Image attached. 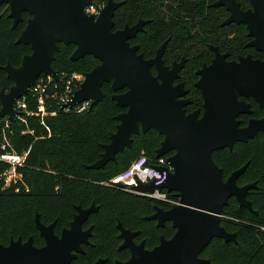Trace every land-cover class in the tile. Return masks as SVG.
<instances>
[{"label":"water","instance_id":"1","mask_svg":"<svg viewBox=\"0 0 264 264\" xmlns=\"http://www.w3.org/2000/svg\"><path fill=\"white\" fill-rule=\"evenodd\" d=\"M92 1L0 0V12L3 4L10 7L13 28L23 20L24 12L30 14L16 42L31 47V53L25 54L18 66L11 63L3 66L13 84L8 90L0 91V118L7 116L15 120L16 100L28 94L41 75L58 78L52 62L60 43L76 46L70 56L73 61L88 54L94 56L100 62L84 73L83 82L67 106L91 100L90 108H93L105 95L103 84L110 82L114 90L112 99L126 110L115 116L118 120L116 130L111 133L110 141L102 144L100 158L87 166L104 167L116 160L117 153L132 147L134 134L155 128L164 136L155 151L156 157L173 151L168 157L173 170L161 186H155L152 181L140 182L135 190L166 189L179 197V203L170 209L156 206L155 213L146 216L148 220H157L159 227L170 221L176 229L170 238L162 235L159 244L151 249L146 247L144 240L135 241L139 231L125 228L118 222L123 239L119 249L128 248L131 256L116 264H216L201 254L215 237L237 242L236 232L228 231L221 224L229 199L235 197L241 207L258 213L248 199V192L256 188L257 183H237L248 163L225 179L223 169L212 155L219 149H233L238 142H248L259 132L264 135V118H251L246 126H241L242 121L238 119L240 114L251 113V105L239 96L253 97L264 107V58L247 55L229 61L226 59L228 53H221L218 47L210 45L215 58L198 71L201 78L195 84L204 98L203 114L200 116V110L187 113L185 106L191 101L182 97L188 90L184 83L174 85L185 58L181 63L174 62L173 68L166 66L163 53L168 41L160 46L154 58H145L138 52L137 44L131 45L130 39L143 31L149 21L139 19L133 25L114 30L116 10L124 1L107 0L97 16L84 10ZM249 1L252 8L248 10L242 9L237 0H218L214 6H225L231 13L222 25L246 24L248 35L252 37L247 46L264 52V0ZM152 66L157 69L156 75ZM76 209L70 227L64 228L61 236L54 232L56 222L43 223L37 212L35 226L45 245L35 246L32 237L25 243L21 237L12 239L8 246L0 245V264L71 262L75 253L84 251L82 243H89L92 228L83 230L82 224L97 207L93 203L87 208L77 205ZM105 261L99 259L94 264Z\"/></svg>","mask_w":264,"mask_h":264},{"label":"trees","instance_id":"2","mask_svg":"<svg viewBox=\"0 0 264 264\" xmlns=\"http://www.w3.org/2000/svg\"><path fill=\"white\" fill-rule=\"evenodd\" d=\"M118 1L125 3L116 11V27H121L123 23L133 24L140 17L149 19L146 29L139 36L150 31L154 41L162 42L170 38L166 59H176L186 54L193 64L200 66L211 59L209 44L229 50L235 57L246 51H253L255 55L259 53L244 48L248 40L244 25L221 26L228 12L224 7L208 6L212 0ZM239 1L245 6V0ZM29 16L28 12H24L23 20L13 28L9 5L1 6L0 91L8 90L13 84L3 66L7 63L18 66L23 56L31 53L29 44L16 42ZM232 27L238 29L234 40L229 38ZM74 50V44H59L52 62L58 73H85L100 62L90 54L73 61L70 56ZM140 52L146 58L150 57L142 45ZM102 89L105 95L93 108L83 112L60 111L56 116L46 117L52 132L50 136L36 119H31L28 126L18 121L13 123L16 148L22 150L31 147L27 166L23 168L29 191L2 189L0 183V243L20 236L24 239L33 237L35 244L42 245L44 239L35 226L37 212L45 224L56 221L57 230L60 231L69 226L77 205L89 207L93 202L99 207L89 220L94 224V244L86 247L82 261H93L106 255L110 258L116 255L121 260L130 257L128 249L118 250L121 241L118 221L126 228L140 231L139 238L144 239L146 247L150 249L159 244L161 235L170 238L175 233L176 229L170 222L165 227H157L154 220L145 218L154 211V202H162L103 183L126 169L141 153L151 160L156 159L155 151L164 136L155 128L134 134L132 147L117 153L116 160L109 161L104 167L92 169L87 166L100 158L102 144L109 142L114 132L110 129L116 130L118 120L115 116L126 110L112 99L114 90L111 83L105 82ZM194 91L197 99L195 106L201 105V93L198 89ZM252 107L253 116H264V109L257 103L253 102ZM2 120L0 118V122ZM27 127L34 129L35 135L22 134ZM213 157L223 168L224 177L248 163L239 177V183L257 182V187L249 191L248 197L258 213L241 207L236 198L231 197L224 207L221 224L228 231L236 232L237 242H225L215 237L201 255L216 264H264V136L258 134L248 142H238L233 149H219L213 153ZM176 198L179 200L177 195Z\"/></svg>","mask_w":264,"mask_h":264},{"label":"built area","instance_id":"3","mask_svg":"<svg viewBox=\"0 0 264 264\" xmlns=\"http://www.w3.org/2000/svg\"><path fill=\"white\" fill-rule=\"evenodd\" d=\"M103 6L102 0H93L84 10L87 14L97 16ZM84 78L83 72H74L71 75L58 73L57 79L51 75H41L35 84L29 88L28 94L16 100L14 104L17 111L15 120L6 116L0 122V183L2 189L14 188L15 191H29V186L24 181L23 168L27 166L26 161L31 147L22 150L16 148L13 123L18 121L20 124L24 123L28 126L31 119H36L50 136L52 132L46 122V117L56 116L60 111L83 112L90 109L91 100H85L74 107L67 106ZM27 133L35 135V130L29 127L22 130V134ZM39 137L44 136L37 138ZM158 166L162 168H158ZM172 170L173 167L166 155L151 160L148 155L141 154L126 169L103 183L120 186L134 194L172 206L178 204L179 200L170 195L166 189L159 190L156 188L153 192L135 190V186L140 182L152 181L155 186H161Z\"/></svg>","mask_w":264,"mask_h":264},{"label":"flooded vegetation","instance_id":"4","mask_svg":"<svg viewBox=\"0 0 264 264\" xmlns=\"http://www.w3.org/2000/svg\"><path fill=\"white\" fill-rule=\"evenodd\" d=\"M118 1V0H117ZM218 0H212L211 2H209L208 3V6H211V7H215V8H218V7H224L225 9H226V7L225 6H218V7H216V6H214V3H216ZM240 4H241V8L242 9H244V10H248V9H250V8H252V4H251V2L249 1V0H245L244 1V5L245 6H243L242 5V3L239 1V0H237ZM125 3V2H124ZM121 7V6H120ZM119 9V8H118ZM117 9V10H118ZM116 10V11H117ZM226 11L228 12V14H227V16L226 17H224L222 20V22H221V26H225V25H234V24H237V25H244L245 26V29H246V32H247V36H248V40L246 41V43L244 44V48H246V49H254V50H256L257 52H259L258 53V55H255L254 54V52L253 51H246V52H242V53H240V54H238L236 57L235 56H233L232 54H231V52L229 51V50H221L220 48H219V46H217V45H214V44H209L208 45V49L211 51V59L209 60V61H204L200 66H196L195 64H193L192 63V61L190 60V57L189 56H187L186 54H184V55H182V56H180L179 58H176V59H166V56H165V54H166V51H167V48H168V44H169V40H170V38H167V39H165L164 41H162V42H160V46L165 42V41H168V43H167V46H166V48H165V51H164V53H163V60H164V64L166 65V66H169L170 68H173V63L174 62H177V63H181V61L183 60V58H185V63H184V65H183V67L179 70V72H178V74H179V77L178 78H176L175 79V81H174V85H177V84H179V83H184V88L185 89H187L188 90V93H187V95H185L184 97H182V98H189L190 99V103L189 104H187L186 106H185V109H186V112L187 113H191V112H194V111H196V110H200V116H202V114H203V111H204V107H203V104H204V98H203V95H202V92H201V90L199 89V88H197L196 86H195V84H196V82L201 78V75H199L198 74V71L203 67V65L204 64H211V62H212V60L215 58V52L210 48V45H213V46H216V47H218L219 48V50L221 51V53H228V56H227V60H229V61H232V60H239V57L240 56H247V55H251L253 58H260V59H263L264 58V52L263 51H258L255 47H252V46H247V43L249 42V41H251L252 40V37H250L249 35H248V33H249V31H248V29H247V26H246V24H244V23H236V22H232V23H230V24H225V25H222V23L230 16V11H228L227 9H226ZM115 15H116V13H115ZM139 19H144V20H148L149 22H150V20L149 19H145V18H142V17H140V18H138V20ZM138 20L136 21V22H134L133 24H135V23H137L138 22ZM114 21H115V26H114V30H117V29H122V28H124L125 27V25H133V24H129V23H125V25L121 28V27H119V28H117L116 27V20H115V16H114ZM148 22V23H149ZM147 23V24H148ZM147 24H145V26H144V30L146 29V25ZM143 30V31H144ZM143 31H141V32H139L138 34H137V36L136 37H134V38H131L130 39V43H131V45H135V43L133 42L135 39H137L138 37H139V34L140 33H142ZM237 34H238V29L236 28V27H232V29H231V33H230V35H229V38L230 39H232V40H234L236 37H237ZM138 46H139V50H138V52L139 53H141L140 52V45L139 44H137ZM160 46L158 47V49L160 48ZM75 48H76V46H75ZM157 49V50H158ZM157 50H156V52H157ZM156 52H155V54H154V56L152 57V56H150L149 58H147V59H150V58H154L155 56H156ZM144 55V54H143ZM144 57H145V55H144ZM146 58V57H145ZM152 72L156 75L157 74V69H156V67L155 66H152ZM191 78H195V82H193V83H191L190 81H191ZM110 83V82H109ZM194 89H198L199 91H200V93H201V99H202V103H201V105H196L195 106V104H196V101H197V99H196V97H195V91H194ZM123 91H125V89L124 90H120L119 92H123ZM239 99H241V100H243V101H245V102H247V103H249L250 105H251V113L250 114H248V113H243V114H240L239 116H238V119L239 120H241L242 122H241V126H246L247 124H248V122H249V120L251 119V118H264V116H260V117H256V116H253L252 114H253V102H255V103H257L258 104V106L260 107V105H259V103L253 98V97H245V96H239ZM261 109H264V107H260ZM245 117H247V119L245 120ZM157 130V129H156ZM158 131V130H157ZM258 134H262L263 135V133L262 132H259ZM257 134V135H258ZM264 136V135H263ZM236 145V144H235ZM217 151V150H216ZM215 152V151H214ZM213 152V153H214ZM174 154V152L173 151H171V152H169L168 154H166V156H167V158L168 157H170L171 155H173ZM213 156V155H212ZM213 159H214V157H213ZM215 160V159H214ZM215 162H216V160H215ZM217 163V162H216ZM218 164V163H217ZM219 165V164H218ZM220 166V165H219ZM221 167V166H220ZM222 168V167H221ZM223 169V168H222ZM229 176V175H228ZM227 176V177H228ZM227 177H225V179L227 178ZM240 177V176H239ZM252 182H256V181H252ZM237 183L239 184V185H244V184H247V183H244V184H240L239 183V178H238V180H237ZM248 183H251V182H248ZM257 183V182H256ZM170 193V195H172V196H174V197H176V195H177V193L176 192H169ZM249 193V192H248ZM248 199H249V197H248ZM250 200V199H249ZM94 203V202H93ZM92 203V204H93ZM91 204V205H92ZM95 204V203H94ZM90 205V206H91ZM174 205H176V204H174ZM89 206V207H90ZM95 206L97 207V209L96 210H94V211H92L90 214H89V216H88V218H87V220H85L84 222H83V224H82V229L83 230H87V229H89V228H92V232H91V235L89 236V243H82V247H83V252H81V253H75L76 254V256L71 260V262H69V263H67V264H94L95 262H97L99 259H106V261L103 263V264H116V261H126V260H121V259H119L116 255H114V257L113 258H110L109 256H101V257H98V258H96L95 260H93V261H88V260H86V261H82L81 260V257L86 253V247L88 246V245H91V244H94V242L92 241V237H93V235H94V224L93 223H90L89 222V220H90V216H91V214L93 213V212H97L98 210H99V207L95 204ZM156 206H159V207H162L163 209H165V210H168V209H170L172 206H170V205H167V204H165V203H158V202H154V211L152 212V213H150V214H148V215H145V218H146V216H149V215H152L153 213H155V207ZM83 208H87V207H83ZM248 209V208H247ZM77 213V209H76V212L74 213V215ZM74 215H73V218H74ZM73 220V219H72ZM71 220V221H72ZM148 220V219H147ZM156 223H158V221L157 220H155V219H153ZM54 222V221H53ZM52 222V223H53ZM56 222V221H55ZM118 222H121V221H118ZM170 221H167L166 223H165V225L164 226H162V227H165L168 223H169ZM122 223V222H121ZM171 224H172V222H170ZM51 224V223H50ZM123 224V223H122ZM47 225H49V224H47ZM117 225H118V223H117ZM124 226V225H123ZM156 226H157V224H156ZM173 226V225H172ZM70 227V224H69V226H66V227H63L60 231H58L57 230V226H56V224H55V227H54V232H55V234H57V235H59V236H61V234H62V230L64 229V228H69ZM118 227V226H117ZM125 227V226H124ZM157 227H159V226H157ZM126 228V227H125ZM37 229V228H36ZM119 229V228H118ZM130 229V228H129ZM132 230V229H131ZM136 231H138V230H136ZM40 234V233H39ZM139 234H140V231H139ZM118 236L120 237V229H119V234H118ZM162 236V235H161ZM160 236V237H161ZM164 236V235H163ZM20 236H18V237H16V238H11L7 243H0V245H4V246H8L10 243H11V240L12 239H14V240H18V238H19ZM42 237V236H41ZM22 238V237H21ZM33 238V237H32ZM167 238V237H166ZM28 239V238H27ZM27 239H24V238H22V242L23 243H25L26 241H27ZM44 239V238H43ZM120 239H121V241H120V243H119V245H118V250H123V249H128V248H123V249H119V247H120V245L122 244V242H123V239L120 237ZM137 239H141V238H139V235L138 236H136L135 237V241L136 242H138L137 241ZM144 240V239H143ZM142 241V240H141ZM145 241V240H144ZM139 243V242H138ZM33 244L35 245V246H37V247H42L43 245H45V240H44V243L42 244V245H38V244H35V242H34V240H33ZM129 250V249H128ZM129 252H130V250H129ZM74 253V252H73ZM130 256H131V252H130ZM130 258V257H129ZM128 258V259H129ZM127 259V260H128Z\"/></svg>","mask_w":264,"mask_h":264},{"label":"rangeland","instance_id":"5","mask_svg":"<svg viewBox=\"0 0 264 264\" xmlns=\"http://www.w3.org/2000/svg\"><path fill=\"white\" fill-rule=\"evenodd\" d=\"M104 2V5L106 4L107 0H102ZM9 12H10V7H9ZM125 25V23H123L121 25V28ZM135 44H139V45H142L144 47V49H146L149 53V56H154L156 50L158 49V47L160 46V42L159 41H154V39L151 38V35H150V31L147 32L146 35L144 36H139L137 39H135L133 41ZM191 83L195 82V78H191ZM114 126V125H113ZM112 127V125L110 126ZM111 131H115V129L111 128L110 129ZM143 154V153H141ZM142 216V215H140ZM157 223L154 222V225H156ZM141 240L143 239H137L138 242H140Z\"/></svg>","mask_w":264,"mask_h":264}]
</instances>
